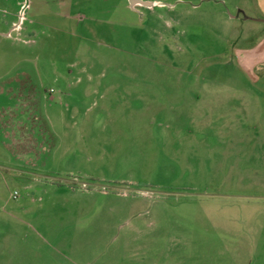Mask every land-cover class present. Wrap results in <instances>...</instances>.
<instances>
[{
	"label": "rangeland",
	"instance_id": "1",
	"mask_svg": "<svg viewBox=\"0 0 264 264\" xmlns=\"http://www.w3.org/2000/svg\"><path fill=\"white\" fill-rule=\"evenodd\" d=\"M0 4V264H264V0Z\"/></svg>",
	"mask_w": 264,
	"mask_h": 264
},
{
	"label": "built area",
	"instance_id": "2",
	"mask_svg": "<svg viewBox=\"0 0 264 264\" xmlns=\"http://www.w3.org/2000/svg\"><path fill=\"white\" fill-rule=\"evenodd\" d=\"M23 18H24V15H23V12L21 11L18 14V21L17 22H13V25H16L17 27H19V24L23 21ZM8 32H10V31H8ZM83 187L87 188V183H83ZM104 190H105V188H104ZM121 193H124V192L122 191ZM16 194H17V192H16V190H14L13 193H12V195L15 197Z\"/></svg>",
	"mask_w": 264,
	"mask_h": 264
},
{
	"label": "crops",
	"instance_id": "3",
	"mask_svg": "<svg viewBox=\"0 0 264 264\" xmlns=\"http://www.w3.org/2000/svg\"><path fill=\"white\" fill-rule=\"evenodd\" d=\"M3 7V4H0V8H2ZM88 183V182H87ZM87 185H90V183L89 184H87ZM88 188V187H87ZM82 190H85V189H82ZM88 190V189H87ZM96 191V190H95ZM95 191H93V192H95ZM92 192V191H91ZM119 192H122V191H120L119 190ZM118 191H116L115 193L118 195V196H120L121 194L119 193ZM98 194H103V193H100V192H97ZM122 196V195H121Z\"/></svg>",
	"mask_w": 264,
	"mask_h": 264
}]
</instances>
